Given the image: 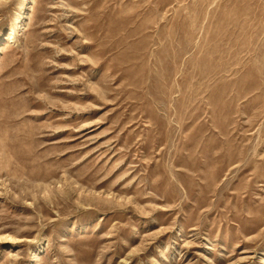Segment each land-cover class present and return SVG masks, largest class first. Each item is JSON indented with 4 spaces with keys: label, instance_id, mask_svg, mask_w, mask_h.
<instances>
[{
    "label": "rangeland",
    "instance_id": "rangeland-1",
    "mask_svg": "<svg viewBox=\"0 0 264 264\" xmlns=\"http://www.w3.org/2000/svg\"><path fill=\"white\" fill-rule=\"evenodd\" d=\"M0 264H264V0H0Z\"/></svg>",
    "mask_w": 264,
    "mask_h": 264
}]
</instances>
